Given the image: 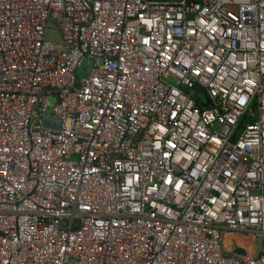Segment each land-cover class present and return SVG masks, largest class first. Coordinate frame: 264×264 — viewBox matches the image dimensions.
<instances>
[{"label":"built area","instance_id":"1","mask_svg":"<svg viewBox=\"0 0 264 264\" xmlns=\"http://www.w3.org/2000/svg\"><path fill=\"white\" fill-rule=\"evenodd\" d=\"M0 264H264V0H0Z\"/></svg>","mask_w":264,"mask_h":264},{"label":"rangeland","instance_id":"2","mask_svg":"<svg viewBox=\"0 0 264 264\" xmlns=\"http://www.w3.org/2000/svg\"><path fill=\"white\" fill-rule=\"evenodd\" d=\"M49 37H57V31H51L49 34ZM78 74H81V70L77 71ZM224 242L234 246H238V248L236 249V256L240 255V256H248V250L249 247L251 245V239L250 238H243L242 236H226L224 237ZM260 240H257L255 242V247H254V251H257L260 247ZM224 251L226 252V255H230L231 257H234L235 255L233 254V250L228 247L227 245H225L224 247Z\"/></svg>","mask_w":264,"mask_h":264},{"label":"crops","instance_id":"3","mask_svg":"<svg viewBox=\"0 0 264 264\" xmlns=\"http://www.w3.org/2000/svg\"><path fill=\"white\" fill-rule=\"evenodd\" d=\"M226 236H231V235H229V234H225V235L223 236V246L227 245L228 247H230V248L233 250V254H234V255H237V254H236L237 246L234 245L235 248H233L234 246L228 244L227 242H226V243L224 242V237H226ZM242 237H243V238H246V237H244V236H242ZM252 246H253V243H252V240H251V245H250L249 250H248V253H247L248 255H251V253H252Z\"/></svg>","mask_w":264,"mask_h":264},{"label":"water","instance_id":"4","mask_svg":"<svg viewBox=\"0 0 264 264\" xmlns=\"http://www.w3.org/2000/svg\"><path fill=\"white\" fill-rule=\"evenodd\" d=\"M207 105H208V102L204 99V102L201 103V106L205 108V107H207Z\"/></svg>","mask_w":264,"mask_h":264}]
</instances>
